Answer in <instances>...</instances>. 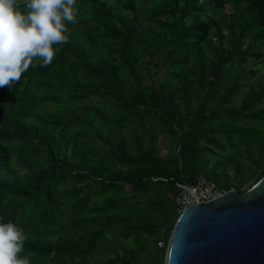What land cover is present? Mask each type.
<instances>
[{"label":"trees","instance_id":"16d2710c","mask_svg":"<svg viewBox=\"0 0 264 264\" xmlns=\"http://www.w3.org/2000/svg\"><path fill=\"white\" fill-rule=\"evenodd\" d=\"M77 4L0 88V222L31 264H164L178 185L264 176V0Z\"/></svg>","mask_w":264,"mask_h":264},{"label":"water","instance_id":"95a60500","mask_svg":"<svg viewBox=\"0 0 264 264\" xmlns=\"http://www.w3.org/2000/svg\"><path fill=\"white\" fill-rule=\"evenodd\" d=\"M164 264H264V176L243 194L225 191L185 209Z\"/></svg>","mask_w":264,"mask_h":264},{"label":"clouds","instance_id":"9594fccd","mask_svg":"<svg viewBox=\"0 0 264 264\" xmlns=\"http://www.w3.org/2000/svg\"><path fill=\"white\" fill-rule=\"evenodd\" d=\"M77 14V0H0V88L12 89L30 67L49 66L70 42ZM27 239L16 224L0 222V264H31L20 255Z\"/></svg>","mask_w":264,"mask_h":264},{"label":"built area","instance_id":"2783aa9c","mask_svg":"<svg viewBox=\"0 0 264 264\" xmlns=\"http://www.w3.org/2000/svg\"><path fill=\"white\" fill-rule=\"evenodd\" d=\"M177 187L179 191L173 200L179 215L185 209L199 203L210 202V200L217 198L225 192L223 189L217 187L214 182L208 181L202 175H199L191 186L178 185Z\"/></svg>","mask_w":264,"mask_h":264},{"label":"rangeland","instance_id":"374dc122","mask_svg":"<svg viewBox=\"0 0 264 264\" xmlns=\"http://www.w3.org/2000/svg\"><path fill=\"white\" fill-rule=\"evenodd\" d=\"M162 139H164V136H162Z\"/></svg>","mask_w":264,"mask_h":264}]
</instances>
